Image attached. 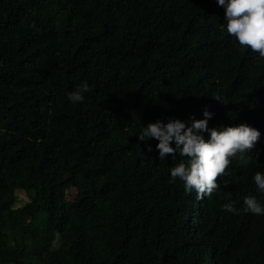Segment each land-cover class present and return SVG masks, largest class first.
I'll return each mask as SVG.
<instances>
[{"label":"trees","instance_id":"1","mask_svg":"<svg viewBox=\"0 0 264 264\" xmlns=\"http://www.w3.org/2000/svg\"><path fill=\"white\" fill-rule=\"evenodd\" d=\"M224 17L217 0H0V264H264V215L243 210L264 205V57ZM205 110L261 135L198 199L169 182L188 158L138 136Z\"/></svg>","mask_w":264,"mask_h":264},{"label":"clouds","instance_id":"2","mask_svg":"<svg viewBox=\"0 0 264 264\" xmlns=\"http://www.w3.org/2000/svg\"><path fill=\"white\" fill-rule=\"evenodd\" d=\"M219 6L225 10L227 33L234 37L240 46L250 48L252 52L264 57V0H217ZM90 88L85 81L68 93V100L73 104L83 102L84 94ZM215 100L221 102L217 97ZM222 103V102H221ZM205 119L194 120L191 127H186L180 120H170L167 124L161 121L150 123L144 127L138 139L145 144L150 139L159 143L156 150L159 159L174 157L177 152L187 157V163L181 162L171 169L170 183L176 178L184 182V189L191 193L193 190L198 199L211 195L219 187L217 180L226 174V170L235 158L241 166L250 162L248 155L259 140L260 132L241 124L235 127L209 128L208 121L212 113L203 112ZM204 133L208 138L205 139ZM175 147H172V143ZM153 151L147 144V153ZM258 191L264 195V173L259 171L253 177ZM227 187V181L224 182ZM235 202L222 205V210L238 214ZM244 211L255 215H264V205L255 196L243 198Z\"/></svg>","mask_w":264,"mask_h":264},{"label":"rangeland","instance_id":"3","mask_svg":"<svg viewBox=\"0 0 264 264\" xmlns=\"http://www.w3.org/2000/svg\"><path fill=\"white\" fill-rule=\"evenodd\" d=\"M76 196V190L70 189L67 193V199L68 200H73Z\"/></svg>","mask_w":264,"mask_h":264}]
</instances>
